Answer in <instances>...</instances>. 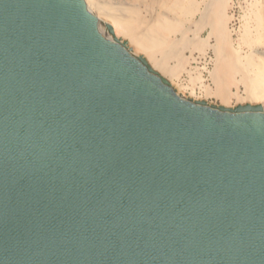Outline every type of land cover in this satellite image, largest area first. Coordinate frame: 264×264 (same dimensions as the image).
I'll return each instance as SVG.
<instances>
[{"label":"water","instance_id":"water-1","mask_svg":"<svg viewBox=\"0 0 264 264\" xmlns=\"http://www.w3.org/2000/svg\"><path fill=\"white\" fill-rule=\"evenodd\" d=\"M85 0H0V264H264V110L180 92Z\"/></svg>","mask_w":264,"mask_h":264},{"label":"bare ground","instance_id":"bare-ground-1","mask_svg":"<svg viewBox=\"0 0 264 264\" xmlns=\"http://www.w3.org/2000/svg\"><path fill=\"white\" fill-rule=\"evenodd\" d=\"M88 1L90 3L87 5L88 9L93 13L91 5L95 6L99 14H93L106 22L101 18L105 13L104 5L101 2ZM128 1L127 6L120 2V6L116 7L120 17L113 20L112 33L107 31V35L110 38L123 35L137 49L146 51V54L150 52L148 58L151 67L162 76L172 78L182 70L186 71V64H190L195 52L198 56H204L208 50H211L214 57L208 71L210 84L204 86L205 97L214 96L223 104H230V99L233 97L236 105H244L260 99L261 96L264 97V57L260 51V49L264 50V0H252L254 3L253 16L251 15L252 19H250L252 26H247L241 37V43L242 47L255 52L245 55H241L234 46L233 33L229 27L232 19L229 13L231 0ZM143 1L148 5H155V8L158 7L157 14L152 12L149 18L145 19L138 8V3ZM198 10L199 17L192 19V23L186 25L188 17H193ZM205 28L208 29L207 34L202 37L201 31ZM173 30L179 32L181 37L171 38L168 34ZM184 50H188L190 54L185 55ZM152 51H158L160 57H156ZM169 59L176 60V63L168 64ZM201 69L196 68L198 71L190 77L189 86L197 82L201 83ZM238 84L243 86L241 94L238 93ZM231 85L235 86V91L231 90ZM262 108L264 110V101Z\"/></svg>","mask_w":264,"mask_h":264},{"label":"rangeland","instance_id":"rangeland-1","mask_svg":"<svg viewBox=\"0 0 264 264\" xmlns=\"http://www.w3.org/2000/svg\"><path fill=\"white\" fill-rule=\"evenodd\" d=\"M91 1H94V2H101L103 5H104V10H105V13L101 15V18L103 20L106 21V23L110 24V26L113 24V20H115V18H118L120 17L119 16V12L118 10L116 9V7H119L120 6V2L124 3V6H127L129 1L128 0H91ZM118 1V2H117ZM254 1V0H253ZM252 0H231L230 1V7H229V13L232 15V19L231 21L229 22V27L230 29L232 30V33H233V42H234V46L236 48H238V51L241 55H245V54H249V53H253L255 51H251V50H248L246 47H242V43H241V37L243 35V33L246 31V29L248 27H251L252 26V17L251 15L253 16V8H254V3H253ZM86 2V5H90L89 1L88 0H85ZM116 2V3H114ZM111 4V5H110ZM140 5V6H139ZM253 6V7H252ZM110 7V8H109ZM138 8L140 10V14L145 18V19H148L149 18V14L152 13V14H157L158 12V7L155 8V5H148L145 1H143L142 3H138ZM252 8V9H251ZM91 9L93 10V13L94 14H99L97 13V9L95 8V6L91 5ZM107 10H109V12H107ZM155 10V11H154ZM150 11V12H148ZM107 12V13H106ZM114 14V15H113ZM248 14V15H247ZM199 10L196 11L194 13V16L191 17L189 16V20L185 22V24H191V20L192 19H195V18H198L199 16ZM249 16V17H247ZM144 26V24H142ZM141 25V27H143ZM248 26V27H247ZM191 28L193 27L192 25L190 26ZM207 31L208 29L205 28L204 30L201 31V36L202 37H205V35L207 34ZM171 38H180V33L173 30V32H170V34H168ZM189 35H191V33L189 32ZM117 38L122 41L127 48L130 49V51L135 54V55H141L142 57H144V59L146 60V62L150 65L151 67V64H150V61H149V58H148V54L150 52H147L146 54V51H143V50H140V49H137L136 46L125 36L123 35H118ZM239 45V46H238ZM242 48H241V47ZM242 51V52H240ZM247 51V52H246ZM261 54L263 55L264 57V50H261ZM263 51V52H262ZM155 53V56L156 57H160V55H158V51H152ZM207 53L212 57L213 59V53L211 50H208ZM184 54L185 55H188L190 54V52L188 50H184ZM197 54V52L194 53V55ZM176 60L174 59H169L168 60V64L172 65L175 62ZM188 65L186 64V69H187ZM154 69V68H153ZM155 70V69H154ZM157 71V70H156ZM158 72V71H157ZM185 70H182L180 73H178V75L170 78V77H165L168 82H170V84L172 85H175V84H178V78L182 73H184ZM181 84H179L178 86H180ZM238 93L241 94L243 91V86L242 84H238ZM231 90L235 91L236 88L234 85H231ZM180 92L186 94V95H189L191 96L192 94L191 93H187L185 92V87H181L180 86ZM195 98H200V97H195ZM202 98H206V102L207 103H210V104H216V105H223L225 107H229V108H233L236 106L235 104V98L231 97L230 99V104H223L221 103V101L218 99V98H215L214 96H210L209 97H205V93L204 95L202 96ZM260 99L256 100V101H251V102H247V103H250V104H260L262 106L263 104V101H264V97H259Z\"/></svg>","mask_w":264,"mask_h":264},{"label":"built area","instance_id":"built-area-1","mask_svg":"<svg viewBox=\"0 0 264 264\" xmlns=\"http://www.w3.org/2000/svg\"><path fill=\"white\" fill-rule=\"evenodd\" d=\"M192 61L188 65L187 70L181 74V76L178 78V84H175L178 88H180L178 85L181 84V87H185V92L192 93V97H200L204 95V86H207L210 84L209 80V73L212 66V57L207 53L204 56H198V54H195L192 56ZM196 68H202L201 74H202V81L197 82L193 86H189V79L192 75H195V73L198 71ZM192 89V90H191Z\"/></svg>","mask_w":264,"mask_h":264}]
</instances>
